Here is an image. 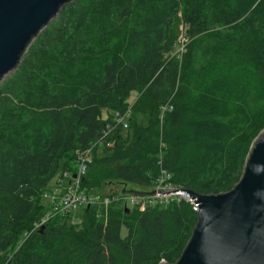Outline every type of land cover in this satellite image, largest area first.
Returning <instances> with one entry per match:
<instances>
[{
    "label": "trees",
    "instance_id": "trees-1",
    "mask_svg": "<svg viewBox=\"0 0 264 264\" xmlns=\"http://www.w3.org/2000/svg\"><path fill=\"white\" fill-rule=\"evenodd\" d=\"M180 12L193 39L182 61L169 55ZM263 129L264 0H72L0 83V264H174L197 223L188 203L63 215L53 180L94 146L88 194L147 191L165 170L217 195Z\"/></svg>",
    "mask_w": 264,
    "mask_h": 264
},
{
    "label": "water",
    "instance_id": "water-1",
    "mask_svg": "<svg viewBox=\"0 0 264 264\" xmlns=\"http://www.w3.org/2000/svg\"><path fill=\"white\" fill-rule=\"evenodd\" d=\"M71 1L0 0V83ZM186 192L198 205L197 223L174 264H264V129L253 140L241 178L230 191ZM154 193L123 189V194L135 196Z\"/></svg>",
    "mask_w": 264,
    "mask_h": 264
},
{
    "label": "built area",
    "instance_id": "built-area-1",
    "mask_svg": "<svg viewBox=\"0 0 264 264\" xmlns=\"http://www.w3.org/2000/svg\"><path fill=\"white\" fill-rule=\"evenodd\" d=\"M130 112L124 115L116 114L115 122L122 124L123 128L128 127L127 117ZM94 147V146H93ZM93 147L84 150L78 156V169L76 173L69 174L64 172L59 175L57 179V190L60 192H52V195L48 193L47 199L54 207V211L63 215L71 214L74 211H78L91 204H105L108 205L111 202L122 201L125 207H135L140 210H145L148 207H155L160 205H168L172 202H186L188 203L194 212H198L197 203L190 197L189 192L186 189L181 188L172 183L171 175L162 170L156 179L155 186L147 191H155L154 195L135 196L131 194H123L119 192L111 197L103 196L101 194H88L82 189L83 177L89 165L92 163V151ZM123 190V189H122ZM146 191V190H144ZM46 219L36 224L35 228L38 229L45 223Z\"/></svg>",
    "mask_w": 264,
    "mask_h": 264
},
{
    "label": "rangeland",
    "instance_id": "rangeland-1",
    "mask_svg": "<svg viewBox=\"0 0 264 264\" xmlns=\"http://www.w3.org/2000/svg\"><path fill=\"white\" fill-rule=\"evenodd\" d=\"M181 12L179 14V17L177 18L176 22H175V27H176V32L178 34V44L177 46L174 47V51L172 53H170V57H174V58H177V60L179 61H182V58H183V55L186 53V49H189V47L192 45V40L191 37H189L187 35V31H186V27L184 26L183 24V21H182V16H181ZM233 30L229 29V28H221V27H214V28H211L210 29V32L212 34H221L223 36L227 35L229 32H232ZM213 37V36H212ZM202 57V56H201ZM198 60V58H197ZM12 73V72H11ZM10 73V74H11ZM8 74V75H10ZM7 75V76H8ZM136 99V94H134V96L130 99V102H133L134 100ZM105 117V116H104ZM138 120L141 121V120H145L142 118L141 115H138ZM146 121H144V124ZM55 183V184H54ZM57 179L53 180L52 184H51V188H50V194L52 195V192H56L57 194H59L60 192L57 190ZM116 190H118V188H120V186H115ZM123 192V190H122ZM47 195V194H46ZM49 201V200H48ZM48 201H45V204L49 205V202ZM48 219V218H47ZM47 221V220H46ZM36 230V229H35ZM30 232L27 233L25 235V238H28L30 236ZM123 235H125V232H123ZM19 248V245L18 247H12L10 249L11 252L13 251H17Z\"/></svg>",
    "mask_w": 264,
    "mask_h": 264
}]
</instances>
